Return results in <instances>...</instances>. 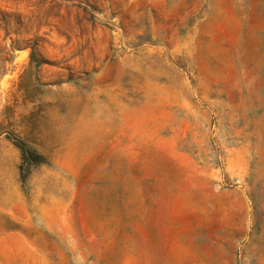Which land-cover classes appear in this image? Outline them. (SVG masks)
<instances>
[{
	"label": "rangeland",
	"instance_id": "1",
	"mask_svg": "<svg viewBox=\"0 0 264 264\" xmlns=\"http://www.w3.org/2000/svg\"><path fill=\"white\" fill-rule=\"evenodd\" d=\"M0 264H264V0H0Z\"/></svg>",
	"mask_w": 264,
	"mask_h": 264
},
{
	"label": "crops",
	"instance_id": "2",
	"mask_svg": "<svg viewBox=\"0 0 264 264\" xmlns=\"http://www.w3.org/2000/svg\"><path fill=\"white\" fill-rule=\"evenodd\" d=\"M3 197L8 198V200L6 202H4V200L0 201V217H12L14 205L10 199L11 193L9 192L7 195H3L2 198Z\"/></svg>",
	"mask_w": 264,
	"mask_h": 264
}]
</instances>
